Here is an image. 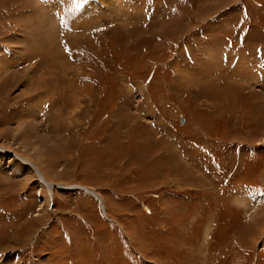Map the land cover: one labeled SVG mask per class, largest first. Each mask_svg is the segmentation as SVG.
Returning a JSON list of instances; mask_svg holds the SVG:
<instances>
[{
	"label": "rangeland",
	"instance_id": "rangeland-1",
	"mask_svg": "<svg viewBox=\"0 0 264 264\" xmlns=\"http://www.w3.org/2000/svg\"><path fill=\"white\" fill-rule=\"evenodd\" d=\"M0 264H264V0H0Z\"/></svg>",
	"mask_w": 264,
	"mask_h": 264
},
{
	"label": "bare ground",
	"instance_id": "bare-ground-1",
	"mask_svg": "<svg viewBox=\"0 0 264 264\" xmlns=\"http://www.w3.org/2000/svg\"><path fill=\"white\" fill-rule=\"evenodd\" d=\"M24 160V163L25 164H29L31 167L34 168L39 180L41 182H43V184L45 186H48L49 188L50 187H53L55 185V187H58V188H66V186L64 184H53L52 182L46 180L44 174L42 173V171L29 159H26V158H22ZM37 170V171H36ZM76 188H81V189H84L87 193L91 194L92 196H94L95 198H98V194L91 188H88V187H85V186H82V185H78V186H75ZM51 189V188H50ZM49 189V190H50ZM97 194V195H96ZM101 197V196H100ZM102 209H104V206L103 204L101 205Z\"/></svg>",
	"mask_w": 264,
	"mask_h": 264
}]
</instances>
